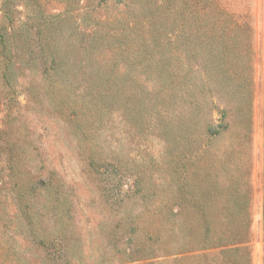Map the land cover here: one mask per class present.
I'll return each mask as SVG.
<instances>
[{"label":"rangeland","instance_id":"374dc122","mask_svg":"<svg viewBox=\"0 0 264 264\" xmlns=\"http://www.w3.org/2000/svg\"><path fill=\"white\" fill-rule=\"evenodd\" d=\"M160 1L0 0V264H216L212 198L264 136V30L218 0L249 19L237 61Z\"/></svg>","mask_w":264,"mask_h":264},{"label":"crops","instance_id":"0c3cea01","mask_svg":"<svg viewBox=\"0 0 264 264\" xmlns=\"http://www.w3.org/2000/svg\"><path fill=\"white\" fill-rule=\"evenodd\" d=\"M250 12L253 27L264 30V0H254ZM261 139L255 137L254 148L247 154L248 180L233 185L220 180L219 197L212 198L217 215L210 226L206 224L210 235L241 238L224 247L211 248L216 252V264H236L239 260L242 264H264V136ZM239 151L235 155H241Z\"/></svg>","mask_w":264,"mask_h":264},{"label":"trees","instance_id":"16d2710c","mask_svg":"<svg viewBox=\"0 0 264 264\" xmlns=\"http://www.w3.org/2000/svg\"><path fill=\"white\" fill-rule=\"evenodd\" d=\"M158 5L160 10L170 12L173 20L185 22L183 30L189 29L192 31L193 36H197V39H208L210 44H214L213 47L215 46V40L220 39L229 52L237 57V61L242 62V56L249 53V19L247 17L237 18L233 13L220 9L218 0H161ZM237 61H235L236 64ZM247 63H249L248 59L245 61V64ZM251 83L250 80V83L246 85L251 86ZM251 96L248 99L249 110L246 119H250ZM221 117H224V114ZM227 149L229 152H226L224 156H227L230 161H234L235 152L241 149V145L227 146ZM227 193L229 192L227 191ZM219 238L221 239L214 242L213 245L224 247V245L234 241H241V238L236 237L220 236Z\"/></svg>","mask_w":264,"mask_h":264}]
</instances>
